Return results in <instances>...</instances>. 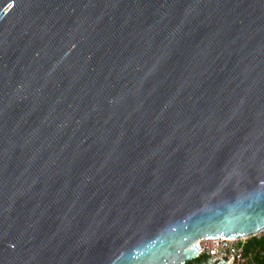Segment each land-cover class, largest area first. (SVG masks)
<instances>
[{
	"label": "water",
	"instance_id": "1",
	"mask_svg": "<svg viewBox=\"0 0 264 264\" xmlns=\"http://www.w3.org/2000/svg\"><path fill=\"white\" fill-rule=\"evenodd\" d=\"M263 228L264 0H0V264Z\"/></svg>",
	"mask_w": 264,
	"mask_h": 264
},
{
	"label": "built area",
	"instance_id": "2",
	"mask_svg": "<svg viewBox=\"0 0 264 264\" xmlns=\"http://www.w3.org/2000/svg\"><path fill=\"white\" fill-rule=\"evenodd\" d=\"M251 240L263 243L264 228L253 235L242 238H201L198 240L199 252L195 260L204 257L215 261L223 254H228L233 256L230 264H257L256 254L259 255L261 260H264V248L257 250L253 256L247 248Z\"/></svg>",
	"mask_w": 264,
	"mask_h": 264
},
{
	"label": "rangeland",
	"instance_id": "3",
	"mask_svg": "<svg viewBox=\"0 0 264 264\" xmlns=\"http://www.w3.org/2000/svg\"><path fill=\"white\" fill-rule=\"evenodd\" d=\"M247 248H248V252L254 256L256 254L257 250L264 248V242L261 243V242H258L256 240H251L248 243ZM203 260H206V258L203 257L202 259L193 260V261H190L186 264H194V263H197V262H200Z\"/></svg>",
	"mask_w": 264,
	"mask_h": 264
},
{
	"label": "trees",
	"instance_id": "4",
	"mask_svg": "<svg viewBox=\"0 0 264 264\" xmlns=\"http://www.w3.org/2000/svg\"><path fill=\"white\" fill-rule=\"evenodd\" d=\"M200 259H202V258H200ZM256 260H257V264H264V260H261L259 258V255L258 254H256ZM201 262H203V261H201ZM201 262L199 264H201Z\"/></svg>",
	"mask_w": 264,
	"mask_h": 264
}]
</instances>
